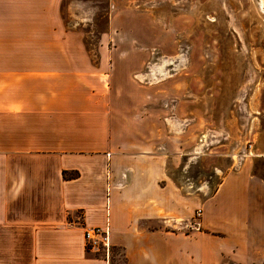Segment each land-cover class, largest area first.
Returning <instances> with one entry per match:
<instances>
[{"label":"crops","instance_id":"1","mask_svg":"<svg viewBox=\"0 0 264 264\" xmlns=\"http://www.w3.org/2000/svg\"><path fill=\"white\" fill-rule=\"evenodd\" d=\"M38 3L0 0V264H170V183L161 182L159 146L128 131L104 53L92 63L78 32L38 13ZM240 175L227 174L206 199L229 216L248 205L244 216L211 226L237 238L264 233L254 210L264 194L238 186ZM93 227L109 230L102 256L87 248ZM194 254L179 264L206 259Z\"/></svg>","mask_w":264,"mask_h":264},{"label":"rangeland","instance_id":"2","mask_svg":"<svg viewBox=\"0 0 264 264\" xmlns=\"http://www.w3.org/2000/svg\"><path fill=\"white\" fill-rule=\"evenodd\" d=\"M38 1V13L78 32L92 63L104 53L128 131L159 146L161 182L170 183V264L198 252L206 254L200 264H264V233L211 230L248 205L229 216L206 204L230 173L264 194V0ZM254 202L264 217V203ZM183 239L191 246L181 249Z\"/></svg>","mask_w":264,"mask_h":264},{"label":"built area","instance_id":"3","mask_svg":"<svg viewBox=\"0 0 264 264\" xmlns=\"http://www.w3.org/2000/svg\"><path fill=\"white\" fill-rule=\"evenodd\" d=\"M85 237L93 247L109 249L108 227H93L85 230Z\"/></svg>","mask_w":264,"mask_h":264}]
</instances>
